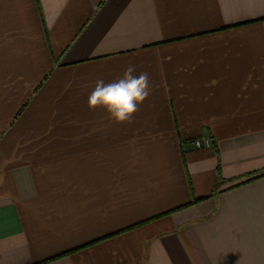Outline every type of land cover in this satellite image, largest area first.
Returning a JSON list of instances; mask_svg holds the SVG:
<instances>
[{
  "label": "crops",
  "instance_id": "1",
  "mask_svg": "<svg viewBox=\"0 0 264 264\" xmlns=\"http://www.w3.org/2000/svg\"><path fill=\"white\" fill-rule=\"evenodd\" d=\"M0 264H264V0H0Z\"/></svg>",
  "mask_w": 264,
  "mask_h": 264
},
{
  "label": "clouds",
  "instance_id": "2",
  "mask_svg": "<svg viewBox=\"0 0 264 264\" xmlns=\"http://www.w3.org/2000/svg\"><path fill=\"white\" fill-rule=\"evenodd\" d=\"M135 65H129L122 76L105 82L96 81L87 98L90 110L102 109L116 123H130L139 106L151 94L147 72L135 74Z\"/></svg>",
  "mask_w": 264,
  "mask_h": 264
},
{
  "label": "built area",
  "instance_id": "3",
  "mask_svg": "<svg viewBox=\"0 0 264 264\" xmlns=\"http://www.w3.org/2000/svg\"><path fill=\"white\" fill-rule=\"evenodd\" d=\"M190 145L194 148H210L211 141L209 139H195L190 142Z\"/></svg>",
  "mask_w": 264,
  "mask_h": 264
},
{
  "label": "trees",
  "instance_id": "4",
  "mask_svg": "<svg viewBox=\"0 0 264 264\" xmlns=\"http://www.w3.org/2000/svg\"><path fill=\"white\" fill-rule=\"evenodd\" d=\"M211 145H212V149H213V148H214V144L212 143ZM214 150H215V149H214ZM133 226H134V225H133ZM130 227H131V226H130ZM130 227H127V229L130 228ZM125 230H126V229H125Z\"/></svg>",
  "mask_w": 264,
  "mask_h": 264
},
{
  "label": "rangeland",
  "instance_id": "5",
  "mask_svg": "<svg viewBox=\"0 0 264 264\" xmlns=\"http://www.w3.org/2000/svg\"><path fill=\"white\" fill-rule=\"evenodd\" d=\"M212 144V143H211ZM211 147H212V145H211Z\"/></svg>",
  "mask_w": 264,
  "mask_h": 264
}]
</instances>
